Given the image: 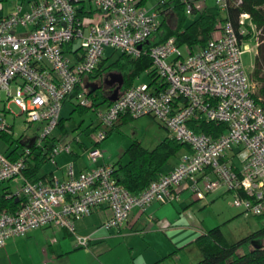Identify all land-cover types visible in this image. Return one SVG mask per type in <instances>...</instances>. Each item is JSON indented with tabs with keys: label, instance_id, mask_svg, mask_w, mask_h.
I'll return each mask as SVG.
<instances>
[{
	"label": "built area",
	"instance_id": "built-area-1",
	"mask_svg": "<svg viewBox=\"0 0 264 264\" xmlns=\"http://www.w3.org/2000/svg\"><path fill=\"white\" fill-rule=\"evenodd\" d=\"M4 1L0 0V102L7 112L16 106L27 124L45 127L31 144L20 141L21 150L0 152V185L19 180V189L7 197L20 203L14 212L0 213V246L49 225L75 234V223L101 206L111 213L102 228H119L135 208L144 212L153 203L176 202L184 181L198 200L223 189L232 194L233 207L254 217L264 215V110L253 98L255 84L242 65L244 40L239 38L246 28L256 29L248 14L240 15L239 35L226 21L203 48L179 47L174 38L150 48L158 82L134 84L102 108L88 95L85 79L106 58L108 48L141 57L160 25L157 7L149 9L140 0H33L14 5L4 15ZM230 1L212 0L221 14ZM184 2L191 16L205 8L207 0ZM241 2L235 0L236 5ZM70 98L96 114L100 130L87 152L91 165L104 159L100 144L124 115L155 118L188 151L172 171L138 195L117 183L113 164L76 172L71 162L63 180L33 182L24 173L34 155L50 151L54 164L58 154L70 152L69 145L59 143L49 150L51 133ZM5 113L0 111V137L12 135ZM197 120L224 124L225 129L217 137L198 133L189 127ZM76 237L80 246L88 245V237Z\"/></svg>",
	"mask_w": 264,
	"mask_h": 264
},
{
	"label": "crops",
	"instance_id": "crops-1",
	"mask_svg": "<svg viewBox=\"0 0 264 264\" xmlns=\"http://www.w3.org/2000/svg\"><path fill=\"white\" fill-rule=\"evenodd\" d=\"M103 62L106 64V58ZM93 81L88 83L93 84ZM92 98L96 107L105 108L111 103H103L104 99L97 91ZM67 102L71 104L70 113L74 112L76 108L74 99L70 98ZM63 120L60 115L58 126H63ZM0 138L7 141L3 136ZM62 140V137L57 139L51 136V147L61 144ZM79 143L84 152L92 149ZM60 157L63 158L62 162L57 161ZM78 157L70 148V152L58 154L54 164L48 158L47 161L55 165V168L41 174L40 171L46 161L40 168L38 177L45 180L52 177L63 180L65 166L71 162L76 172L93 170L98 165L109 164L105 161V153L103 160L92 165L90 162L79 164ZM34 158L35 155L29 162L30 166L35 164ZM179 158L169 162L163 168L162 175L172 171ZM12 183L19 184V180L11 181L8 185H13ZM188 187L189 183L186 181L179 186V199L174 203H153L144 212L137 208L133 209L127 221L119 228H102V224L111 213L107 207L101 206L94 209L88 217L75 223V234L49 225L31 230L23 237L9 239L4 246H0V264H195L203 256L198 240L209 231L220 228L223 223L222 202L232 194L217 189L204 199L198 200ZM8 193H12L9 186L0 191V195L11 199L7 197ZM15 200L19 202L18 199ZM225 202L230 205V200ZM76 236L88 237V245L80 246Z\"/></svg>",
	"mask_w": 264,
	"mask_h": 264
},
{
	"label": "trees",
	"instance_id": "trees-1",
	"mask_svg": "<svg viewBox=\"0 0 264 264\" xmlns=\"http://www.w3.org/2000/svg\"><path fill=\"white\" fill-rule=\"evenodd\" d=\"M148 0H140L141 5H146ZM155 7L160 13L161 21L157 30L149 37L144 45V53L139 58H131L124 54L110 65L104 67L101 62L98 68L86 79L98 80L107 73L114 72L122 79L120 93L127 90L136 83V80L143 74L146 75L149 84L158 82V75L152 69V59L149 55L150 48L164 43L169 38H174L179 47L203 48L209 40L217 35L218 26L224 22L232 23L236 33L239 35V18L242 14H248L257 31L264 37V0H242L240 5L231 0L225 14H221L214 5L210 10L206 2L205 8L201 11H193L191 16L186 14V4L184 0H165L164 4L157 2ZM174 15L175 24L170 25L168 15ZM245 40L247 37L239 35ZM104 68V69H103ZM251 79L256 83V93L253 98L264 110V43L258 46V54L255 58L254 69ZM93 97L95 92H89ZM103 103H109L108 96L103 98ZM90 109L76 105L75 111L80 113ZM133 118L129 115L122 116L108 135L121 125L129 122ZM189 127L195 132H202L217 137L224 129V124H215L202 120L193 121ZM8 143L11 138L3 136ZM184 144L179 143L172 137L164 138L154 149L144 148L138 141L132 142L129 148L123 153L127 157L126 162L118 160L115 167L114 177L119 185L125 187L131 194L138 195L144 191L148 185L162 176L163 168L175 157L183 148ZM52 147H49V150ZM50 151L35 155V164L26 169L24 175L31 181L45 180L38 177V172L43 164L48 160ZM10 159H15L12 154ZM19 207V202L15 198L7 199L5 195H0V213L3 211H15ZM264 215L256 218L261 221L259 228L236 242L229 243L223 236L220 228H215L208 232L206 236L198 240V246L202 252V259L195 264H264Z\"/></svg>",
	"mask_w": 264,
	"mask_h": 264
},
{
	"label": "rangeland",
	"instance_id": "rangeland-1",
	"mask_svg": "<svg viewBox=\"0 0 264 264\" xmlns=\"http://www.w3.org/2000/svg\"><path fill=\"white\" fill-rule=\"evenodd\" d=\"M32 2L33 0H6L3 2L2 13L6 15L14 5L22 3H25L27 5ZM155 3L156 0H148L146 6L150 9L155 5ZM208 5L210 7V10L214 9V3L212 2V0L208 1ZM168 16V18L170 19V25L173 26L175 24V17L171 14ZM244 37L247 38L243 43V54L241 56V60L246 73L251 76L254 69L255 58L258 54V46L261 43H264V37L259 31H257V29L254 30L251 27H249L248 29L246 28ZM107 54L108 56L106 57L105 66H108L112 62L116 61L121 56L120 51L112 50L110 48L106 49V55ZM89 81V79H85L84 81V86L87 90V93L90 92V90L86 87L87 84H89ZM118 81L119 79L116 73L107 72L101 77V79L94 80L93 84L98 85V89L96 91L99 93L100 97L105 98L106 96H108L109 99V97L112 96L114 90L118 87ZM146 81L147 77L145 74H143L136 80V84L144 83ZM254 84V91L256 93L257 85L255 82ZM125 91L120 93L119 89L118 96H120ZM2 98H4V94L2 95ZM65 103L60 113V115L64 119L63 126L61 125L55 127L51 133V136L57 139L62 137L63 140L61 141V144L63 146L69 145L72 151L78 154V159L80 158L79 164L86 162L88 163V151L84 152L79 142H81L87 148L93 147L94 143L96 142V136L100 130L97 127L98 122L96 120V114L91 109L84 113H80L79 111H72L70 113L71 104H69L68 102L66 104ZM1 110L6 112L4 115L5 119L7 123L12 126L10 143L3 140V138H0L1 153L9 154L14 150H21V147H19L20 141L24 144H27L36 136L40 135L45 127L44 123L36 122L27 124L25 122V116L19 115V110L14 105H11L10 111L7 112V110L3 108V103L0 102V111ZM1 113L3 114V112ZM168 135H170L169 132L155 118L151 116H141L133 118L129 122L121 125L119 128L110 133L107 138L101 142L100 149L105 153V161L109 164L117 162L120 159V156V160L122 162H126L127 157L123 155V153L129 148L132 142L138 141L144 148L152 150ZM187 151L188 148L185 146L169 162H173L174 160L179 158L180 155L184 154ZM61 157L59 159L57 158L58 162H62L63 158ZM53 168H55V165H53L50 161H47L42 167L40 173L44 174L45 172ZM8 186L9 190H11L12 193H15L19 189L18 183H15L13 185H8V183H5L0 185V191ZM226 200H230V205L225 202ZM226 200L222 202L221 216L223 218V221L221 222L223 223H221L220 228L225 239L229 243H233L245 237L249 233L257 230L261 224V221L251 214L247 216H245V214L242 215L240 212H243V210L233 207L231 205L233 201L232 195L229 196ZM262 220L264 222V216ZM201 258L202 256L200 257V259H198V261H200Z\"/></svg>",
	"mask_w": 264,
	"mask_h": 264
},
{
	"label": "water",
	"instance_id": "water-1",
	"mask_svg": "<svg viewBox=\"0 0 264 264\" xmlns=\"http://www.w3.org/2000/svg\"><path fill=\"white\" fill-rule=\"evenodd\" d=\"M118 79H119L118 87L114 90L112 96H110L108 99V101H110V102H113L117 99L119 89L122 85V79L120 77H118ZM86 87L90 90V92H95L98 89V85H96V84H88ZM32 141H33V139L30 141V144L32 143ZM30 144H28L26 146H29Z\"/></svg>",
	"mask_w": 264,
	"mask_h": 264
}]
</instances>
